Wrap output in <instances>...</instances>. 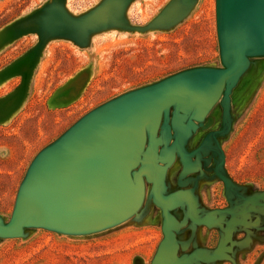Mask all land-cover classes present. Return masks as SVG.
<instances>
[{
	"label": "rangeland",
	"instance_id": "rangeland-1",
	"mask_svg": "<svg viewBox=\"0 0 264 264\" xmlns=\"http://www.w3.org/2000/svg\"><path fill=\"white\" fill-rule=\"evenodd\" d=\"M47 1L0 0V29L40 6L41 10ZM101 1L56 0L50 5L58 17L66 12L73 16L70 25L76 35L83 37L80 41L88 43L85 46L64 37L47 41L48 35L39 42L36 33L8 43L0 38V81L4 80L0 97L12 91L0 99V216L5 222L11 218L20 184L34 157L85 114L179 71L222 67L216 0H197L187 16L169 29L145 33L110 29L89 39L86 29L107 21L93 18L89 10ZM170 1L133 0L127 10L128 23L135 27L148 25ZM27 24L14 26L11 33L27 28ZM250 61L248 71L231 92L230 131L218 136L225 173L241 189L232 191L234 195L228 199L225 184L218 176L214 184L201 181L197 195L203 210L211 203H240L243 200L239 193L247 197L264 191V56ZM86 69L87 74L81 77ZM218 103L207 114L205 126L193 132L188 151L200 145L209 132L222 129L223 108ZM181 171L177 156L166 173L168 193L190 186L177 185ZM149 190L146 181L144 202L137 214L98 233L69 235L29 228L23 236L0 238V264H135L137 260L138 264H151L163 238V216L161 209L148 201ZM246 219L248 223L239 222L232 231L229 258L213 264H264V206ZM189 231L198 239V245L211 251L218 246L222 233L218 225L207 224L191 229L188 226L182 233L189 235ZM182 245L179 251L184 252L187 248Z\"/></svg>",
	"mask_w": 264,
	"mask_h": 264
},
{
	"label": "water",
	"instance_id": "water-1",
	"mask_svg": "<svg viewBox=\"0 0 264 264\" xmlns=\"http://www.w3.org/2000/svg\"><path fill=\"white\" fill-rule=\"evenodd\" d=\"M132 1L102 0L89 9L93 18L107 20L102 22L106 24L86 29L89 39L110 29L142 33L169 29L197 3L171 0L148 25L135 27L127 19ZM55 2L48 0L41 10L40 6L6 25L0 29V38L8 43L24 34L36 33L39 42L48 35L47 41L64 37L80 46L87 45L71 27V14L61 13L58 17L56 10H50ZM61 5L65 12L64 1ZM216 16L222 67L179 71L115 97L81 117L34 157L20 184L11 218L5 222L0 216V238L23 236L29 228L88 235L116 227L138 213L147 181L148 201L159 207L163 216V238L151 264H190L193 257H197L195 261L229 258L233 229L221 233L213 251L204 248L198 254L178 255L179 224L171 211L189 208L191 195L185 189L168 193L165 182L167 170L177 156L183 167L180 176L185 177L199 162L193 161V156L200 160L203 154L213 151L220 158L217 176L225 184L228 199L232 191L241 189L225 173L218 136L230 131L231 92L248 71L250 58L264 56V0H216ZM32 20L35 22L30 24ZM27 22V28L11 33L14 26ZM81 74L85 76L87 69ZM218 102L223 108L222 129L209 132L197 149L188 151L193 132L205 126L207 114ZM241 199L245 219L253 206L254 211L264 206V191ZM224 212L230 210L213 213ZM189 216L197 223L208 224L205 217L196 219L191 213ZM138 263L139 260L135 264Z\"/></svg>",
	"mask_w": 264,
	"mask_h": 264
},
{
	"label": "flooded vegetation",
	"instance_id": "flooded-vegetation-1",
	"mask_svg": "<svg viewBox=\"0 0 264 264\" xmlns=\"http://www.w3.org/2000/svg\"><path fill=\"white\" fill-rule=\"evenodd\" d=\"M219 115H220V113H219ZM222 115H223V111H222ZM199 146L200 145L194 147L193 149H191V151L197 149ZM192 159H193V161H199L197 164H195V166L193 168L195 170L190 172L185 177L179 176V179L177 180V185H179L181 187H183L185 185H190V186L186 187V188L172 189V191L185 189V190H188V192L191 195V206L189 208L187 206H185L184 209L181 207H177L171 211V214L176 218V222L179 224V227H178L179 231L176 234L177 240H178V248L180 249L182 243H184V246L187 248V250H185L184 252L182 250H180V251L178 250L179 256H183L185 254H188V255L189 254H198L197 252L200 249H204V247L198 245V239L195 238L194 234L191 231H189V235L187 233H182L184 231V229L188 228V226L191 229V227L193 228V227H196L197 224H200V223H197L196 221L191 219V217L189 216L190 213L196 219H201V218L205 217L208 220L207 225H218V229H221L223 234H225L226 229H235L239 222L248 223V221L246 219L247 217L244 219L242 216V213H243V208H242L243 206L241 205L242 202L235 203L236 199H233V203H235V204L232 206H230V205L228 206L227 204L218 205V204L211 203L214 199V197H213L214 195H213L212 191H211V199H210L211 204L209 206H206L207 207L206 210L202 209L203 206L202 207L200 206V202L198 200V195H197V189L200 185V182L203 180L211 181V184H214L217 182L216 180H214V178L217 177V170H218V164H219L220 158H219L218 154H212V151H209L207 154H203V156L200 160H198L196 158V156H193ZM182 169H183V167H182ZM232 194H233V192H232ZM238 195L240 196V198L243 197V195L240 193ZM237 207H240V210L237 211ZM220 210H230V212L228 213L230 215H227V212H224L222 214H216V215H219V217L215 218L214 217L215 214L213 212L220 211ZM252 211H254V206L252 208ZM175 212H178V214H176ZM251 212H250V214H251ZM236 216H241L240 217L241 219H236L237 218ZM234 222H236L237 224H235V225L232 224V226H231L230 223H234ZM186 223H187V225L184 226V224H186ZM210 229H217V228H210ZM188 241H190V243H188ZM209 246L210 245L207 244V247H209ZM182 247H183V245H182ZM196 258L197 257H195V258L193 257V262L190 264H213V263H215V261H204V260H198V261L196 260L195 261ZM220 259H218V260H220Z\"/></svg>",
	"mask_w": 264,
	"mask_h": 264
}]
</instances>
